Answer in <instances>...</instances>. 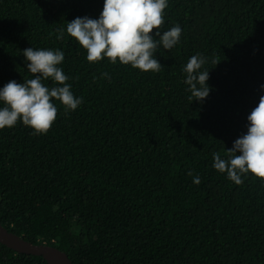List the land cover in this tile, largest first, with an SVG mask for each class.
<instances>
[{
	"label": "trees",
	"instance_id": "trees-1",
	"mask_svg": "<svg viewBox=\"0 0 264 264\" xmlns=\"http://www.w3.org/2000/svg\"><path fill=\"white\" fill-rule=\"evenodd\" d=\"M167 3L159 31L179 26L180 40L159 45L160 71L144 73L89 63L67 34V22L99 19L104 0H0V89L34 78L23 56L32 47L64 53L59 67L82 99L75 111L53 100L46 134L22 122L0 130L8 232L72 264H264V181L248 174L237 185L213 167L264 96V0ZM193 55L209 71L203 101L189 100ZM0 264L46 262L0 244Z\"/></svg>",
	"mask_w": 264,
	"mask_h": 264
},
{
	"label": "clouds",
	"instance_id": "clouds-1",
	"mask_svg": "<svg viewBox=\"0 0 264 264\" xmlns=\"http://www.w3.org/2000/svg\"><path fill=\"white\" fill-rule=\"evenodd\" d=\"M167 7V0H104L99 19L76 18L67 22L66 31L86 51L89 63L107 58L113 65L119 62L144 73L159 72L162 66L154 56L158 46L172 49L179 42L182 31L174 26L161 35L159 29L164 24L163 14ZM154 30L159 39L151 35ZM62 36L63 31L58 38ZM23 56L34 78L23 83L10 81L0 89V102L4 105L0 108V130L22 122L34 134H46L57 118L58 109L53 100L59 101L65 111H75L82 99L73 95L67 84L68 77L59 67L64 61L62 51L30 47L23 51ZM204 63L203 57L193 55L183 69L191 102L203 101L209 95V71H200ZM107 75L104 73L105 77ZM49 79L56 86H45L42 81ZM261 88L264 89V85ZM247 120V133L226 150L228 158L214 154L213 167L226 173L237 185L243 183L241 177L248 174L264 181V96ZM194 183H200L198 177L194 178Z\"/></svg>",
	"mask_w": 264,
	"mask_h": 264
},
{
	"label": "water",
	"instance_id": "water-1",
	"mask_svg": "<svg viewBox=\"0 0 264 264\" xmlns=\"http://www.w3.org/2000/svg\"><path fill=\"white\" fill-rule=\"evenodd\" d=\"M0 244L13 252L41 257L46 264H72L65 253L47 245H33L0 225Z\"/></svg>",
	"mask_w": 264,
	"mask_h": 264
}]
</instances>
